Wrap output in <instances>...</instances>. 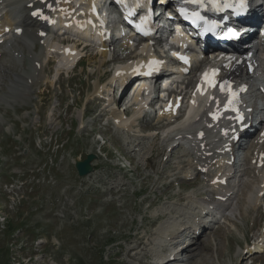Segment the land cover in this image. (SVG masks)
Instances as JSON below:
<instances>
[{"label": "rangeland", "instance_id": "obj_1", "mask_svg": "<svg viewBox=\"0 0 264 264\" xmlns=\"http://www.w3.org/2000/svg\"><path fill=\"white\" fill-rule=\"evenodd\" d=\"M6 10L0 11V18ZM10 34L8 38H13ZM62 38L80 40L51 31L41 44L33 37L28 39L29 52L24 49L23 56L15 50L16 57L11 50L5 57L9 76L13 78L14 73L25 79L37 73L36 62L32 66L34 56L42 59L46 43ZM112 46L105 55L86 57L88 67L60 71L57 77L53 75V55H46L50 63L42 72L48 78L53 76L52 81L60 76L59 80L25 89L26 94L17 97L25 104L6 103V98L12 99L4 86L7 78L0 80V96L4 98L0 101V264H156V255L162 251L177 252L176 227L183 223L188 230L189 222L201 218L207 208L212 192L195 172L191 173L194 158L183 145L185 141L180 140L178 147L170 142L174 133L191 126V119L172 123L155 120L152 106L145 116L143 112L134 117L129 106L126 112L133 116L132 131L110 130L103 125L109 121L101 116L113 110V105L103 109V101L111 102L98 97L102 94L106 98L105 90L94 93L91 80L96 81L116 63L101 66V61L122 60L123 42L116 40ZM88 51L100 50L90 44ZM67 77L74 82V89L60 93ZM192 77L193 72L175 79L172 88L181 83L187 86ZM251 79L252 84L264 85L259 70ZM250 96L256 99L254 91ZM122 100L130 102V97ZM59 102L69 108L60 116L56 110ZM83 111L90 114L80 117ZM172 145V159L167 160ZM89 153L97 156L95 171L78 177L73 161ZM249 166L244 157L241 170L229 180L233 198L228 208L214 212L207 228L173 264H264V195L258 197L263 189ZM202 196L205 198L200 201ZM205 219L208 223L207 216L201 222ZM250 243L258 251L247 255L243 250Z\"/></svg>", "mask_w": 264, "mask_h": 264}, {"label": "bare ground", "instance_id": "obj_2", "mask_svg": "<svg viewBox=\"0 0 264 264\" xmlns=\"http://www.w3.org/2000/svg\"><path fill=\"white\" fill-rule=\"evenodd\" d=\"M73 2H74V0H73ZM105 17H104V21H105ZM22 22H23V24H22V26H23V31H22V33L19 35V36H17V35H14L15 37H14V44H12V43H10L9 44V46H8V49H7V51H4V52H1V56H0V80H2V78H3V76L4 77H6L7 78V82H9V84H4V86L9 90V92L7 93L8 94V96H10L12 99H13V101L15 102L16 101V99H17V97H19V96H22V94H26V90H30L31 89V87L33 86V85H36V84H40V83H44L45 81H46V77H45V75H44V73L42 72V68H41V62H37L38 60L36 59V64H37V66L39 67V71L37 72V73H35L34 75H31V76H28L27 78H23V77H19L18 75H15L14 73V75H13V77L15 78V79H12L9 75L11 74V71H10V65H9V63L6 61V59H5V57H7V56H9V52L11 51V50H13V52L12 53H14V52H16L15 50H17L18 51V53L17 54H22L23 53V50L24 49H26L27 51H28V48H27V44H26V40H27V36H28V33L29 32H32L33 34H34V38H38L39 37V33H40V31L37 29V27H39L40 26V22H38V20L37 19H35V18H32V17H30L29 16V14H27V16H25L24 18H23V20H22ZM5 26H11V23L9 22V21H7V20H5V21H3V23L1 24V28H0V34H3V28L5 27ZM32 35V34H31ZM120 35H122L121 33H120ZM87 36H91V37H93V38H95V39H98L97 37H95V36H93V35H91L88 31H86V32H84V37L86 38ZM122 37H124V35H122ZM179 41H181V42H183V39L182 38H177ZM99 40V39H98ZM49 44H51V43H46V45L48 46ZM164 46L165 47H167L168 46V43L167 42H165V44H164ZM45 49V48H44ZM52 49H54V50H57L60 54V58H61V62L60 63H58L57 64V67H56V70H55V73H54V76H56L57 74H58V72H59V69H60V67H68L69 66V68L71 67V64H72V62L74 61V59H75V56H72L71 54H68V55H66V54H64V50L59 46V45H57V44H51V46H48L47 47V52H46V55H48L49 53H50V50H52ZM29 52V51H28ZM102 53H103V51H102ZM109 53V52H108ZM107 55V54H106ZM110 55V54H109ZM108 55V56H109ZM131 55V53H127L126 55H125V57H127V56H130ZM150 55H153V56H157L156 54H153L152 52H150ZM23 56V55H22ZM191 56L193 57L194 56V58H196L195 57V55H192L191 54ZM38 57V56H37ZM18 60V59H17ZM101 60V59H100ZM105 60H103V61H101V62H104ZM21 63V66L23 67V63H22V61H20L19 60V64ZM62 63V64H61ZM166 65H167V62L165 61V64H164V67H163V69L162 70H164V68H168V67H166ZM122 71H131L132 70V68H130V70L129 69H127V67L126 68H120ZM21 70V69H20ZM25 70V69H24ZM169 70V68L165 71V72H167ZM22 72V71H21ZM31 72H36V71H31ZM193 72V69H192V71H191V73ZM240 72H242V71H240ZM30 73V72H29ZM29 73H26V74H29ZM164 75H166V74H164ZM164 75H161V78H163L164 79V77L166 78V79H164L163 81H162V83H163V86L164 87H168L169 85V83H171L172 81L174 82V80L176 79H178L179 77H182V76H184V74L182 73V72H180V70H178V68H176L175 69V71H173V76H171V75H166V76H164ZM177 75V76H176ZM53 77V76H52ZM175 77H177V78H175ZM168 78H172L171 80H169ZM48 79V82L52 79V78H47ZM122 75H119V76H115V77H112L111 78V83L112 84H116L117 85V87H119V85L121 84V82H122ZM23 80L25 81V84L23 83ZM145 83V82H144ZM145 85L146 84H143V82H140V85L137 87V88H135V91H134V93L131 95V97H130V102H134V103H136V105H135V107H133L131 110H133L132 112H133V114H134V117H135V115H140V114H142L143 112H144V114H146V113H148L149 111V108L152 106H154V104L152 103V104H150L149 105V107H148V109L146 108V100L145 101H143L144 100V98H142L141 96H140V92H141V90L145 87ZM170 86H172V85H170ZM180 86V85H179ZM182 88V87H181ZM26 89V90H25ZM95 91V90H94ZM95 93V92H94ZM126 93H127V91H124V94H122L121 96H123V95H126ZM155 92L153 91L152 92V94H154ZM99 95V94H98ZM149 96V95H148ZM206 94L205 95H202V94H198V95H194V97L192 98V100H193V102H195L196 103V106L194 105V106H192L193 108H192V111L190 112V114L188 115V118H187V121H188V119L191 117V116H195V114L196 113H198L199 112V110H200V104L202 103V105L201 106H203V101H204V99L206 98ZM0 98H1V100L0 101H3L4 100V98L3 97H1L0 96ZM77 101V100H76ZM129 101V100H128ZM5 102L6 103H9L7 100H5ZM145 102V103H144ZM112 108V107H111ZM154 108V107H153ZM152 113L154 114V109H152ZM131 112V113H132ZM102 114V113H101ZM111 118L113 119V121L116 123L115 125H118V126H120V127H123V128H128V130H130V131H132L133 130V128H131V123H132V121H133V116H131V117H128V118H124V115H123V112L121 111V109H115V110H112L111 111ZM80 117H81V115H80ZM158 117L159 118H161V117H167V119L168 118H170L171 116L170 115H168L166 112H159V114H158ZM0 119H2V117H0ZM135 119V118H134ZM134 122V121H133ZM137 123V122H136ZM135 124V123H134ZM252 125H253V123H252ZM121 130V129H120ZM135 131V130H134ZM244 131H247V129L246 130H244ZM126 132V131H125ZM136 132V131H135ZM120 133V132H119ZM122 133H124V132H122ZM120 135V134H119ZM133 136V135H132ZM135 136V135H134ZM128 137V136H127ZM126 137V138H127ZM131 140V139H130ZM183 141V140H182ZM236 151V153L235 154H237L238 153V149L237 150H235ZM237 160H239V156L237 157ZM220 163H221V160L219 159L218 160V164H219V168H218V170L220 171L222 168H223V166H221L220 165ZM239 162L237 161L236 162V165L238 164ZM241 164H242V160H241ZM237 168V167H236ZM240 169V168H239ZM236 170H238V169H236ZM231 171H232V169H230V166H228V169H226L225 170V172L224 173H219V174H217L221 179L224 177V178H227L228 176H229V174L231 173ZM238 172V171H237ZM235 174H237V173H235ZM262 175V174H261ZM263 176V175H262ZM230 180V179H229ZM212 182H214V181H212ZM228 185V184H227ZM262 187V186H261ZM226 188V190H228V186H226L225 187ZM260 189H263V187L262 188H260ZM260 194H261V190L259 191V194H258V197L260 196ZM227 199H229V197L227 198ZM205 207H206V205H205ZM212 212V211H211ZM189 222V221H188ZM187 222V223H188ZM194 220L192 221V223L191 222H189V224L190 225H194ZM187 228H189V226H187ZM184 230V232H187V229L185 230V228L183 229ZM182 230V231H183ZM182 231L180 232V234L178 233L176 236H175V240H174V243L177 245V244H181L182 243V240H183V237H181V235L183 234L184 235V233H182ZM203 231V230H202ZM192 232V231H191ZM195 232V231H194ZM194 232L192 233V234H194ZM190 234V233H189ZM198 237V236H197ZM179 239H181V240H179ZM185 242V241H184ZM194 244V242H193V240L191 241V244H189V245H187V246H185V248H183V250L182 251H184L186 248H189L190 247V245H193ZM175 247H177V253L176 254H178V246H175ZM173 253V254H172ZM173 251L171 252V253H167V254H165L164 256L165 257H167V256H169V255H176ZM174 260H176L177 259V255H176V259L175 258H173ZM174 260H172V261H174Z\"/></svg>", "mask_w": 264, "mask_h": 264}, {"label": "water", "instance_id": "obj_3", "mask_svg": "<svg viewBox=\"0 0 264 264\" xmlns=\"http://www.w3.org/2000/svg\"><path fill=\"white\" fill-rule=\"evenodd\" d=\"M96 158L95 154L89 153L83 160H75V167L78 171L79 176L86 175L93 171L91 161Z\"/></svg>", "mask_w": 264, "mask_h": 264}]
</instances>
